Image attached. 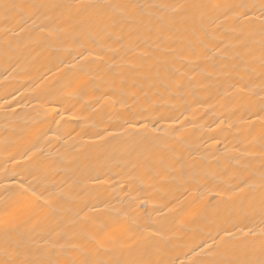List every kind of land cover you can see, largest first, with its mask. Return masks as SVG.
I'll return each instance as SVG.
<instances>
[{
  "label": "bare ground",
  "instance_id": "1",
  "mask_svg": "<svg viewBox=\"0 0 264 264\" xmlns=\"http://www.w3.org/2000/svg\"><path fill=\"white\" fill-rule=\"evenodd\" d=\"M0 264H264V0H0Z\"/></svg>",
  "mask_w": 264,
  "mask_h": 264
}]
</instances>
